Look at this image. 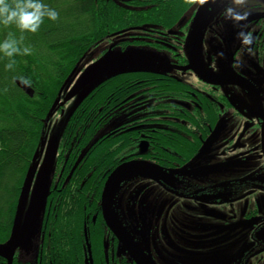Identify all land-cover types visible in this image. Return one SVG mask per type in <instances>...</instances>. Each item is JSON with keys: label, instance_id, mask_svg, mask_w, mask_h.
I'll use <instances>...</instances> for the list:
<instances>
[{"label": "flooded vegetation", "instance_id": "1", "mask_svg": "<svg viewBox=\"0 0 264 264\" xmlns=\"http://www.w3.org/2000/svg\"><path fill=\"white\" fill-rule=\"evenodd\" d=\"M222 2L210 3L201 31L192 33L200 0H107L108 10L119 3L114 5L127 23L109 33L114 41L107 51L137 48L165 64L152 72L151 81L144 79V71L140 79L129 80L120 89L127 95L115 104H122L123 112L107 108V121L94 135L107 134L106 179L124 163L150 166L148 172L129 177L130 183L116 186L122 194L133 193L132 199L120 196L112 203L141 264H264V2L244 7L250 14L241 26L256 37L251 53H241L236 37L240 28L222 17L230 1ZM166 8L169 15L163 13ZM197 35L198 63L191 43ZM78 117V123L84 121ZM67 127L66 134L79 144V128ZM59 147L50 185L61 179L56 171ZM81 148L73 150L71 158ZM93 195V189L86 188L63 201L70 213L82 210L85 215L81 245L63 238L73 226L53 223L56 209L46 201L45 223L28 243L29 250L19 247L9 261H0L138 264L107 228L100 204L95 210L94 201L81 202ZM57 230L63 241L54 247L50 238Z\"/></svg>", "mask_w": 264, "mask_h": 264}, {"label": "trees", "instance_id": "2", "mask_svg": "<svg viewBox=\"0 0 264 264\" xmlns=\"http://www.w3.org/2000/svg\"><path fill=\"white\" fill-rule=\"evenodd\" d=\"M131 1L127 0L128 3ZM47 2L56 8L59 16L56 21L45 19L36 33H24V43L31 45L32 53L28 56L15 57L16 64L8 71L3 68L6 58L0 59L1 239L8 237L11 232L19 194L31 159L36 152L39 134L43 132V123L46 122L63 85L89 48L113 32L116 33L120 25V27L127 25L117 10L118 6L114 5L119 3H113L108 10L107 0H47ZM169 11L170 9L166 8L163 13L169 15ZM9 30L19 36V31L14 26H9L8 29L0 26V38ZM144 74V79L149 81L153 79L152 72ZM18 75L32 81L33 97H28L17 87L14 76ZM140 78L141 72L136 71L118 73L103 80L78 102L69 115L62 130L63 138L62 140L60 138V153L56 164V171L60 173L61 179L50 185L39 230L45 223L43 219L49 207L46 204L51 201L56 209L51 216H57L53 223L73 226L67 228L66 236L63 238L72 243L79 240L77 244L81 245V233L75 227L79 228L82 225L85 215L82 210L70 213L63 201L73 199L75 195H79V191L92 188L94 195L88 199H81V202L92 200L95 210L99 209L101 190L107 177L104 164L107 162V134L97 137L94 135L101 131L99 129L107 118V108L115 106V109H119L123 106L115 105L127 95L123 92L121 95L120 89L128 86L129 80ZM110 94H113L111 99L108 98ZM116 96L117 101L114 100ZM60 108L61 104L54 111H60ZM83 113L90 115L84 116ZM78 116L84 121L78 123ZM67 126L79 128L80 134L83 135L79 144L78 140H72L70 133L66 134ZM78 147L82 148L77 157L71 158L72 151ZM87 154L90 157L85 160V164L83 162L80 164ZM58 188L61 189L59 195ZM67 214L69 216H66ZM71 230L73 233L68 237L67 233ZM61 233V230H57L50 238V244L54 247L62 246ZM0 264L3 262L0 261Z\"/></svg>", "mask_w": 264, "mask_h": 264}, {"label": "water", "instance_id": "3", "mask_svg": "<svg viewBox=\"0 0 264 264\" xmlns=\"http://www.w3.org/2000/svg\"><path fill=\"white\" fill-rule=\"evenodd\" d=\"M213 1L214 0H200L198 13L193 22L192 33H198L199 31H201L205 19L206 10L210 6V3H213ZM262 2H264V0H262ZM198 40H199L198 35L195 37V39L191 38L192 46L194 44L196 45V42L198 44ZM195 47L197 48V45ZM198 54L199 52L197 48L194 52V55L197 59V63L199 57ZM190 63H192V60L190 61ZM192 64L193 65L195 64L194 59ZM163 65L165 64H162V62L160 63V61H158V58L155 55L149 54L144 50H139L137 48L131 50H125V51L119 49H110L106 51L99 59H97L94 64H92L90 67H88L82 72L83 74H81V76L72 86L65 100L72 98L75 94H77L90 82H92L95 78H97L102 74L107 73V76L101 81H99L96 85H98L103 80L118 73L136 72V71L155 72L156 70H158V68L161 69L162 68L161 66ZM74 71L70 75L71 77L69 76V78L66 80L61 91H63L67 83H69V80L72 79L73 75L75 74ZM199 76L202 77V74H199ZM15 84L25 95H27L30 98L33 97L34 91L31 87L22 86L19 80H16ZM59 104H60V93L54 106L49 112L47 119ZM41 143L42 140H40V142L38 143L36 152L41 146ZM149 167L150 166L144 162L132 161V162L124 163L118 166L117 168H115L104 183L101 193V200H100L102 217L105 224L107 225V228L117 238L119 244H121L123 249L127 250L128 254L138 264H141L140 261L138 260L139 254L135 253V251L133 250L129 238H127V236L123 233L122 229L120 228L117 222V218L113 213V209H112L113 192L120 181L128 179L131 176L137 175L141 170L148 172L150 170ZM35 200H36V194L34 192L31 196L28 207H25L22 199L20 202L17 203L10 236L5 243L0 244V257L9 261L12 257L13 251L19 247H25L26 245H28V243L34 237L33 235L38 232L40 220H41V214L45 206L46 197L44 200L43 207L39 213L38 219H37L38 207Z\"/></svg>", "mask_w": 264, "mask_h": 264}, {"label": "rangeland", "instance_id": "4", "mask_svg": "<svg viewBox=\"0 0 264 264\" xmlns=\"http://www.w3.org/2000/svg\"><path fill=\"white\" fill-rule=\"evenodd\" d=\"M223 0H214L213 3H224ZM230 1V0H229ZM262 0H249L248 3H261ZM230 3V2H229ZM245 7V6H244ZM114 41V39H110L108 37L104 38L97 45L92 46L88 49L82 60L75 67V74L72 79L69 80V83L65 86L63 91L60 92V111H53L51 115L48 117L47 121L43 123V132L39 134V140L37 141V146L40 140H42L41 146L35 153L33 159L29 164V169H27V173L24 178V182L22 185L21 192L19 194L18 202L23 201L25 207L29 206L30 199L32 194L35 192L36 194V204L38 207L37 219L39 217V213L43 207L44 200L46 194L50 187V181L52 178L56 155L58 151V145L60 142V135L62 133L63 127L67 122L69 115L72 113L75 106L78 102L88 93L90 90L102 79L107 76V73L102 74L95 78L92 82H90L86 87H84L81 91L75 94L72 98L65 100L68 92L75 84L77 79L83 74L82 72L95 63L97 59H99L106 51L107 48L110 47L109 44ZM128 106V105H126ZM125 107V106H124ZM123 109H117V111H122ZM128 110V109H124ZM123 112V111H122ZM119 118V117H118ZM118 119H113V121H117ZM107 129V126L103 128V130ZM130 179L120 181L122 185L128 182ZM119 183V184H120ZM132 186V190L137 187L135 183L130 184ZM143 185V184H141ZM150 186V185H149ZM151 187V186H150ZM117 189V188H116ZM113 192L114 200L117 198L125 197L126 200L132 199L133 193H129L131 195L122 194L121 191ZM151 195L147 194V198L150 200ZM66 216H69L68 214ZM118 220V219H117ZM121 222V221H120ZM37 224V221H36ZM75 229L80 232L81 226L75 227ZM27 247V248H26ZM31 247V244L26 245L23 251L27 252ZM199 260H194L190 262V264H210L209 262H198Z\"/></svg>", "mask_w": 264, "mask_h": 264}, {"label": "clouds", "instance_id": "5", "mask_svg": "<svg viewBox=\"0 0 264 264\" xmlns=\"http://www.w3.org/2000/svg\"><path fill=\"white\" fill-rule=\"evenodd\" d=\"M248 2L249 0H230L222 12L225 21H230L234 27L240 28L236 37L242 46L241 53H251V45L256 40L251 31H245L241 26V22L245 21L250 14L248 10L244 9ZM58 16L56 8L52 7L47 0H0V26L5 29L14 26L19 31V36L9 30L0 38V59L6 58V62L3 64L5 71L14 68L15 57L28 56L32 53L31 45L24 43V33H36L45 19L56 21ZM239 55L240 53H238L237 63L234 65L236 68L240 66ZM15 80H19L24 87H32V81L23 75L14 76Z\"/></svg>", "mask_w": 264, "mask_h": 264}]
</instances>
